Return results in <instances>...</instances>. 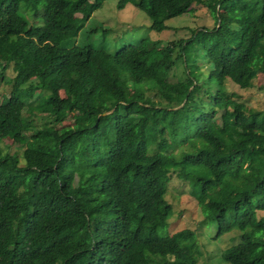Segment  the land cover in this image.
<instances>
[{
	"label": "trees",
	"instance_id": "1",
	"mask_svg": "<svg viewBox=\"0 0 264 264\" xmlns=\"http://www.w3.org/2000/svg\"><path fill=\"white\" fill-rule=\"evenodd\" d=\"M104 1L0 0V142L21 151L0 149V264H206L192 229L167 230L172 175L214 227L207 240L236 232L220 264H264V113L225 88L264 74V0H114L156 32L208 9L214 25L173 55L150 38L75 44L105 39L91 19ZM177 62L184 77L170 81Z\"/></svg>",
	"mask_w": 264,
	"mask_h": 264
},
{
	"label": "rangeland",
	"instance_id": "2",
	"mask_svg": "<svg viewBox=\"0 0 264 264\" xmlns=\"http://www.w3.org/2000/svg\"><path fill=\"white\" fill-rule=\"evenodd\" d=\"M193 11L189 15L186 13L181 16L172 17L165 20V24L168 26L160 32L153 31L149 28V19L142 12L135 9L130 3L116 10L114 7V0H105L103 5L98 10L94 11L91 15V19L101 23V25L109 29V33L104 40H100L99 35L95 32L91 37L76 38L75 44H90L94 46H103L107 51L112 52L124 44L135 43L142 38L158 39L160 41L159 46L164 47L166 51L174 54L175 41L178 38L187 37L189 30L195 27L205 26L211 28L214 25V19L211 13L204 6L195 5ZM75 23L79 21L73 19ZM205 58L201 55L196 59V67L202 74L206 73L207 63ZM5 75L8 77L11 75L9 68L6 69ZM184 77L181 65L177 62L168 73V80L175 81ZM122 84V81H120ZM258 85L264 87V74L259 72L256 74V78L252 87L247 89H239L236 85L225 80V88L229 93H233L235 97L244 102L247 106L251 107L256 112L264 113V88L260 89ZM125 93L128 94L129 90L124 88ZM0 99L3 100V90H0ZM26 104H33V100L25 101ZM28 116L27 112L22 113V119L24 120ZM219 122L218 115L214 118ZM68 119L63 123L66 125ZM34 124L39 127L50 126L44 122V120L35 117ZM0 149L2 151L14 152L17 151L20 155V149H17L13 143V136L7 135L0 142ZM22 163V160H19ZM166 201L172 207V215L167 224V230L172 233L178 229L187 227L194 231L197 242L201 245L202 256L206 261V264H220L217 260V245L220 247H226L232 242L238 239L236 232H229L224 234L219 240L217 245L207 240V231L209 233L214 232L212 225L207 229L201 220V214L195 201L188 195V187L185 182L172 175L167 183V192L165 194ZM264 213V212H263ZM260 213L257 212L258 216Z\"/></svg>",
	"mask_w": 264,
	"mask_h": 264
}]
</instances>
